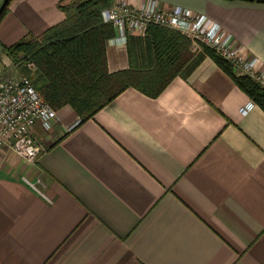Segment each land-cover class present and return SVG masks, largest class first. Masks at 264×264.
Wrapping results in <instances>:
<instances>
[{
	"label": "crops",
	"instance_id": "1",
	"mask_svg": "<svg viewBox=\"0 0 264 264\" xmlns=\"http://www.w3.org/2000/svg\"><path fill=\"white\" fill-rule=\"evenodd\" d=\"M155 1L208 15L264 60V2ZM64 2L15 0L0 60L63 22ZM114 30L110 73L155 67L151 35ZM193 61L157 97L127 87L84 122L58 109L33 129L36 160L0 152V264H264V110L243 114L252 100L233 79L207 55Z\"/></svg>",
	"mask_w": 264,
	"mask_h": 264
},
{
	"label": "trees",
	"instance_id": "2",
	"mask_svg": "<svg viewBox=\"0 0 264 264\" xmlns=\"http://www.w3.org/2000/svg\"><path fill=\"white\" fill-rule=\"evenodd\" d=\"M113 2L75 0L61 4L66 14L63 22L39 37L27 35L5 48L14 62L21 54L33 60L38 67L33 82L44 100L56 110L72 106L82 122L92 118L127 87L133 86L148 96L157 97L172 79L182 72L187 75L196 63L191 42L184 34L153 25L146 32L153 38L155 67L110 73L105 49L115 30L112 25H105L101 11ZM200 53L213 59L264 110V88L258 82L248 75L237 74L232 63L213 48L201 45Z\"/></svg>",
	"mask_w": 264,
	"mask_h": 264
},
{
	"label": "built area",
	"instance_id": "3",
	"mask_svg": "<svg viewBox=\"0 0 264 264\" xmlns=\"http://www.w3.org/2000/svg\"><path fill=\"white\" fill-rule=\"evenodd\" d=\"M101 15L105 25L110 24L124 34L145 32L153 25L176 30L190 39L195 49L201 50V45L213 48L232 63L235 71L250 76L264 88V69H261L264 60L243 51L233 41L232 34L206 14H196L181 6L159 7L155 0H145L140 5L114 0ZM36 65L22 55L10 66V70L21 72L18 78L7 76L0 68V152L8 148L26 160L38 159L45 150L33 134L34 127L41 123L45 130L49 129L58 118L57 110L44 100L31 78L38 71ZM255 106L249 101L241 111L247 114Z\"/></svg>",
	"mask_w": 264,
	"mask_h": 264
},
{
	"label": "rangeland",
	"instance_id": "4",
	"mask_svg": "<svg viewBox=\"0 0 264 264\" xmlns=\"http://www.w3.org/2000/svg\"><path fill=\"white\" fill-rule=\"evenodd\" d=\"M73 1H75V0H71V1L70 0H67V2H64L63 4L66 5V4H69L70 2H73ZM14 3H15V0H13L12 2H10V5H9V8H8L7 12L4 15H2V17L0 18V25L7 18L6 15L10 12V9L12 8V6H13ZM189 41L191 42V46H190L191 47V51L193 52L194 56L196 57L201 52V50L200 49H195L194 44L192 43V41L190 39H189ZM21 56H22V54L19 56V60H20ZM6 60H8V61H6V63H4L5 61L0 60V68L3 69L6 72V75L7 76H9V77H15V76H17V78H18L19 77V74L21 72L20 71H15V70H10V66H12V63H10L11 61L9 62V59L8 58ZM7 62H8L9 65L7 64Z\"/></svg>",
	"mask_w": 264,
	"mask_h": 264
},
{
	"label": "water",
	"instance_id": "5",
	"mask_svg": "<svg viewBox=\"0 0 264 264\" xmlns=\"http://www.w3.org/2000/svg\"><path fill=\"white\" fill-rule=\"evenodd\" d=\"M9 1H10V0H3V1H2V4H1V6H0V18L2 17L1 15L4 13V11H5L6 7H7V5L9 4V3H8Z\"/></svg>",
	"mask_w": 264,
	"mask_h": 264
}]
</instances>
